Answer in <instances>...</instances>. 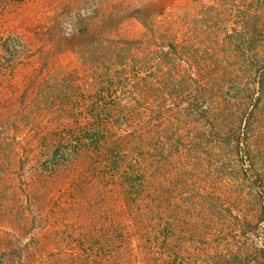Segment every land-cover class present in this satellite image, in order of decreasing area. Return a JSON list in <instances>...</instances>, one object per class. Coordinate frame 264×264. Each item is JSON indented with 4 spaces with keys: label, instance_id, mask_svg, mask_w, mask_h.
<instances>
[{
    "label": "trees",
    "instance_id": "1",
    "mask_svg": "<svg viewBox=\"0 0 264 264\" xmlns=\"http://www.w3.org/2000/svg\"><path fill=\"white\" fill-rule=\"evenodd\" d=\"M147 31L84 34L81 69L44 62L22 85L0 132V264H264L263 73ZM22 49L0 35V90Z\"/></svg>",
    "mask_w": 264,
    "mask_h": 264
},
{
    "label": "rangeland",
    "instance_id": "2",
    "mask_svg": "<svg viewBox=\"0 0 264 264\" xmlns=\"http://www.w3.org/2000/svg\"><path fill=\"white\" fill-rule=\"evenodd\" d=\"M148 28L155 35L166 31L174 40L186 42L196 58L186 62L258 68L264 77V0H25L0 20V35L17 37L23 45L13 64L12 87L0 90V132L8 127L7 118L20 112L22 85L28 77L32 84L31 75L42 63L47 62L45 69L51 71L81 69L75 48L84 34L102 30L111 36L137 38ZM242 72L237 81L253 88L254 77ZM32 127L19 126L17 134ZM39 127H45L43 121ZM257 130L255 146L264 162V117ZM246 209L253 210L249 199ZM259 226L263 238L264 223ZM245 238L249 243L257 239L250 232Z\"/></svg>",
    "mask_w": 264,
    "mask_h": 264
}]
</instances>
